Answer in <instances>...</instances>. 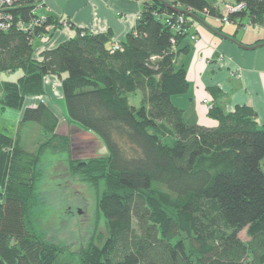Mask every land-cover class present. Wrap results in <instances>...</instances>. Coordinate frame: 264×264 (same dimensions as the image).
<instances>
[{
	"label": "trees",
	"instance_id": "16d2710c",
	"mask_svg": "<svg viewBox=\"0 0 264 264\" xmlns=\"http://www.w3.org/2000/svg\"><path fill=\"white\" fill-rule=\"evenodd\" d=\"M33 3L9 10L15 21L27 23ZM237 3L244 7L230 21L264 24V0ZM170 4L199 18L205 9L221 16L210 0ZM166 14L183 15L185 31L172 30ZM43 16L44 26L61 25ZM188 19L159 0H143L122 50L110 51V32L69 24L75 36L43 51L41 60L33 58V40L44 26L0 31V74L21 71L15 81H0V108L22 111L15 137L0 132V264H68L59 248L29 231L41 156L69 148L47 106L23 108L26 97L43 94L46 75L60 79L68 118L107 149L105 156L66 160L70 177L97 191L104 184L97 207L105 234L90 239L77 264H264V125L247 105L225 111L216 87L208 88L213 128L186 122L172 103L188 87L179 61L189 52L180 46ZM29 122L48 137L32 152L20 144L19 129ZM244 229L253 244L239 240Z\"/></svg>",
	"mask_w": 264,
	"mask_h": 264
},
{
	"label": "crops",
	"instance_id": "0c3cea01",
	"mask_svg": "<svg viewBox=\"0 0 264 264\" xmlns=\"http://www.w3.org/2000/svg\"><path fill=\"white\" fill-rule=\"evenodd\" d=\"M165 1L170 3L173 0ZM142 2L143 0H42L37 14L53 15L61 21V25L33 40V58L41 60L43 51L53 49L61 42L74 37L76 32L70 25L94 34L110 32V45L113 42L121 43L134 27L142 9ZM210 2L221 12L223 4H233L234 0ZM200 14L202 18L197 17L199 21L193 18L187 20L188 37L180 45L189 47V52L179 57L186 69L187 91L171 97L172 103L182 109L186 122L213 128L217 122L207 117L212 103L208 88L216 87L224 93L222 106L225 111H233L237 105H247L255 111L258 123L263 126L264 24H252L248 20V25H253V29L263 30L262 33L256 34L250 32L244 38L238 36L237 31L238 27L246 28L247 25L242 24L244 17L222 22L217 16ZM243 35L245 36L244 33ZM9 73L14 71L1 73L0 81H8L1 79V75L6 76ZM43 91L42 95L26 97L23 108H34L39 103L47 106L58 120L55 134L68 138L71 154L76 150L73 160L83 159V142L93 140L101 143L100 140L91 131L88 134L82 132L80 127H76V123L68 118L66 108L61 102L64 99L61 82L57 76L46 75L43 78ZM135 99L138 105L139 95H136ZM205 99L208 103H203ZM5 112L6 109L0 108V113ZM21 114L22 111L16 113L19 120ZM91 152L89 154H94L93 150Z\"/></svg>",
	"mask_w": 264,
	"mask_h": 264
},
{
	"label": "rangeland",
	"instance_id": "374dc122",
	"mask_svg": "<svg viewBox=\"0 0 264 264\" xmlns=\"http://www.w3.org/2000/svg\"><path fill=\"white\" fill-rule=\"evenodd\" d=\"M242 24L247 25L246 28L235 26L238 36L245 38L246 34L250 32H254V34L257 32L262 33L263 28H261L262 30L253 29L251 27L253 25H248V19L245 17ZM20 75L21 71L16 70L14 73L6 75L8 77L2 74L1 79L15 81ZM61 102L65 107L64 101ZM130 103L136 104L135 97H130ZM17 112L15 109L6 108L5 113H0V132L15 137L19 120V117H16ZM76 127L79 128L80 126L76 123ZM79 129L87 134L90 133L81 127ZM19 134L21 146L30 152L34 151L48 138L33 122L23 125L19 129ZM92 134L99 139L96 134ZM100 142L84 141L81 146L85 150L83 159L107 155L106 147L101 140ZM92 150L94 154H89L92 153ZM62 152L47 148L41 156V165L38 167L39 178L36 182L34 195L35 204L31 214V221H33L29 231L38 235L46 243L59 248L62 252L61 257L65 262L77 264L81 252L87 248L90 239L97 233L105 234L104 218L97 207L98 197L104 184L100 181L97 191L89 184L70 177L66 170V160L70 155L72 159L76 154V150L72 151L71 154L69 148H65ZM261 166L264 171V158ZM238 238L245 244L251 242L246 229L239 232ZM251 244L253 243L251 242Z\"/></svg>",
	"mask_w": 264,
	"mask_h": 264
},
{
	"label": "built area",
	"instance_id": "2783aa9c",
	"mask_svg": "<svg viewBox=\"0 0 264 264\" xmlns=\"http://www.w3.org/2000/svg\"><path fill=\"white\" fill-rule=\"evenodd\" d=\"M21 1L23 0H0V31H6L10 29L13 26L14 22H15L14 26L18 30L29 33L36 26L38 27H40L41 25L44 26L46 17L43 15H36L37 9L42 6V0H34L33 9L30 12L31 19L27 23L22 22L20 20L15 21V17H13V14L9 10L16 8V6L19 5ZM243 7H244L243 3H237V4L225 3L222 5L221 16L219 17V19L222 22H227L229 20L228 17L229 14L239 12L243 9ZM202 13L209 14L206 9ZM165 22L175 32L185 31L184 26L186 24V20L183 15L166 14ZM62 24L66 26V23L63 22ZM55 28L56 27L53 24L44 26L45 32H49ZM117 50H122L120 42L111 43L110 51L114 52ZM203 103H208V100L206 99L203 100Z\"/></svg>",
	"mask_w": 264,
	"mask_h": 264
},
{
	"label": "water",
	"instance_id": "95a60500",
	"mask_svg": "<svg viewBox=\"0 0 264 264\" xmlns=\"http://www.w3.org/2000/svg\"><path fill=\"white\" fill-rule=\"evenodd\" d=\"M159 1H160L162 4H164V6H166V8L170 9L171 11H173V12H177V13H181V14H184V15L190 17V18H193V19L199 21V19H198L195 15H193L191 12H189V11L187 12V11H185V10H181V9H179V8H177V7H175V6H173L172 4H170L169 2H167V1H165V0H159Z\"/></svg>",
	"mask_w": 264,
	"mask_h": 264
},
{
	"label": "bare ground",
	"instance_id": "6f19581e",
	"mask_svg": "<svg viewBox=\"0 0 264 264\" xmlns=\"http://www.w3.org/2000/svg\"><path fill=\"white\" fill-rule=\"evenodd\" d=\"M14 24V23H13Z\"/></svg>",
	"mask_w": 264,
	"mask_h": 264
}]
</instances>
